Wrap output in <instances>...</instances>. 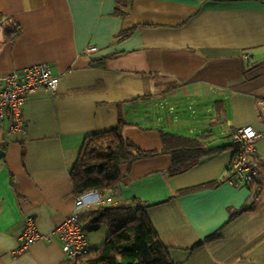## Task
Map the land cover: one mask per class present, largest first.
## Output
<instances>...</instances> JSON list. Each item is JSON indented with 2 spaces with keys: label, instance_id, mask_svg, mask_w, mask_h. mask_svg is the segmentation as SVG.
Listing matches in <instances>:
<instances>
[{
  "label": "crops",
  "instance_id": "crops-1",
  "mask_svg": "<svg viewBox=\"0 0 264 264\" xmlns=\"http://www.w3.org/2000/svg\"><path fill=\"white\" fill-rule=\"evenodd\" d=\"M116 5L0 0V76L47 62L59 77L55 92L29 94L24 133L0 127V264H78L54 231L76 196L70 171L84 138L120 120L144 150H161L163 133L212 150L173 175L162 151L122 167L114 197L147 205L171 263L264 264V0ZM246 125L259 134L250 186L228 169L232 133ZM30 216L51 240L19 251Z\"/></svg>",
  "mask_w": 264,
  "mask_h": 264
},
{
  "label": "trees",
  "instance_id": "trees-1",
  "mask_svg": "<svg viewBox=\"0 0 264 264\" xmlns=\"http://www.w3.org/2000/svg\"><path fill=\"white\" fill-rule=\"evenodd\" d=\"M123 1L116 0V14L121 13ZM17 31V28L6 31L8 39L14 38ZM122 126L120 120L108 130L88 134L71 168L70 180L75 195L96 190L110 194L115 201L99 203L80 215L87 234L98 230L101 225L106 226L109 233L98 246H88L83 256L72 260L78 264H172L168 246L160 240L148 217L147 205H143L137 197L124 200L114 197L115 190L122 182V167L162 151L172 157L169 173L173 175L187 170L212 150H205L197 139L170 133L162 134L161 150H144L124 137ZM228 169L231 172L230 166ZM252 181L246 184L250 186ZM217 183L204 185L214 186ZM213 237L215 235L206 240ZM200 244L201 241L195 246Z\"/></svg>",
  "mask_w": 264,
  "mask_h": 264
},
{
  "label": "built area",
  "instance_id": "built-area-1",
  "mask_svg": "<svg viewBox=\"0 0 264 264\" xmlns=\"http://www.w3.org/2000/svg\"><path fill=\"white\" fill-rule=\"evenodd\" d=\"M92 49L96 47L89 50ZM58 83L59 77L52 73L47 62L13 69L0 76V127L9 133H24L23 108L29 94L39 88H45L53 93L57 90ZM258 136L251 125L239 127L232 133L231 146L234 153L230 167L239 183L246 184L254 179L256 171L248 160L254 152V142ZM108 201H113L110 194H102L96 190H89L74 197L70 212L54 229L68 258L76 259L88 251V234L80 221V215L83 211H89L95 205ZM20 239L18 250L24 251L39 240L50 241L51 236L49 233L40 232L30 216L24 220Z\"/></svg>",
  "mask_w": 264,
  "mask_h": 264
},
{
  "label": "rangeland",
  "instance_id": "rangeland-1",
  "mask_svg": "<svg viewBox=\"0 0 264 264\" xmlns=\"http://www.w3.org/2000/svg\"><path fill=\"white\" fill-rule=\"evenodd\" d=\"M224 140L225 141H228V138L225 137ZM108 233H109L108 228L106 226H104V225H101L100 228H99V230H98V232H93V234H92L93 235V242L92 243L94 245H97L98 246L100 244V243L97 242L98 238L100 240H103V239L106 238V236L108 235ZM101 238H103V239H101Z\"/></svg>",
  "mask_w": 264,
  "mask_h": 264
},
{
  "label": "water",
  "instance_id": "water-1",
  "mask_svg": "<svg viewBox=\"0 0 264 264\" xmlns=\"http://www.w3.org/2000/svg\"><path fill=\"white\" fill-rule=\"evenodd\" d=\"M0 151H1V149H0Z\"/></svg>",
  "mask_w": 264,
  "mask_h": 264
}]
</instances>
